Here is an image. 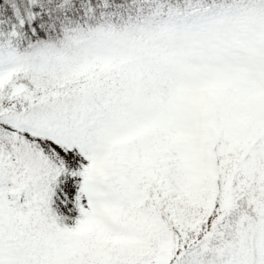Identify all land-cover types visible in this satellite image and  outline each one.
<instances>
[{
  "label": "snow or ice",
  "instance_id": "obj_1",
  "mask_svg": "<svg viewBox=\"0 0 264 264\" xmlns=\"http://www.w3.org/2000/svg\"><path fill=\"white\" fill-rule=\"evenodd\" d=\"M0 264H264V0H0Z\"/></svg>",
  "mask_w": 264,
  "mask_h": 264
}]
</instances>
